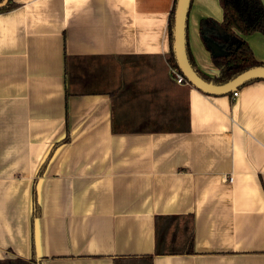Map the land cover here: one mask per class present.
Segmentation results:
<instances>
[{
  "label": "crops",
  "instance_id": "1",
  "mask_svg": "<svg viewBox=\"0 0 264 264\" xmlns=\"http://www.w3.org/2000/svg\"><path fill=\"white\" fill-rule=\"evenodd\" d=\"M174 1L0 13V261L264 264V80L236 98L174 83ZM222 17L191 0L187 49L207 78L200 22ZM244 39L264 64V36Z\"/></svg>",
  "mask_w": 264,
  "mask_h": 264
},
{
  "label": "trees",
  "instance_id": "2",
  "mask_svg": "<svg viewBox=\"0 0 264 264\" xmlns=\"http://www.w3.org/2000/svg\"><path fill=\"white\" fill-rule=\"evenodd\" d=\"M3 0H0V3ZM176 1V0H175ZM174 1V4H175ZM173 8L168 17V39L170 52L166 56V61L169 66L177 68L175 60L172 53V40H171V30H172V20H173ZM218 4L222 10V21L221 23H216L212 20H201L200 31L201 39L206 50L210 53L212 64L218 70V74L214 78L204 77L199 73L194 67V64L190 58L189 51L187 49V56L190 61L191 66L207 82H212L213 84L221 85L235 78L242 72L258 67L264 66L263 63L258 62L247 42L245 37L253 34H261L264 36V6L261 0H218ZM16 5L8 0V3L0 7V13L7 12L15 8ZM205 27H210V33L204 34L203 29ZM212 43L218 47L220 54H213L209 44ZM258 80H252L244 84L243 86ZM190 86V85H188ZM242 87V86H241ZM240 87V88H241ZM239 89V88H238ZM237 89V90H238ZM236 90V91H237ZM229 93L227 95H230ZM186 122L188 123V116H185ZM188 126L182 128L181 130H187ZM39 216V207L35 198V191L33 189L32 193V222ZM150 262L152 256L145 257ZM120 259V261H119ZM115 260V264H123L122 261H126L124 258H119ZM118 261V263H117ZM34 256L31 261L26 263L21 260H5L0 261V264H32L35 263Z\"/></svg>",
  "mask_w": 264,
  "mask_h": 264
},
{
  "label": "water",
  "instance_id": "3",
  "mask_svg": "<svg viewBox=\"0 0 264 264\" xmlns=\"http://www.w3.org/2000/svg\"><path fill=\"white\" fill-rule=\"evenodd\" d=\"M8 0H3L0 7L5 6ZM191 0H176L174 4L171 40L172 53L177 69L188 85L198 91L211 96L227 95L236 91L252 80H264V66L250 68L237 75L225 84L217 85L207 82L191 66L186 50V20ZM209 47L213 54H220L218 47L212 43Z\"/></svg>",
  "mask_w": 264,
  "mask_h": 264
},
{
  "label": "built area",
  "instance_id": "4",
  "mask_svg": "<svg viewBox=\"0 0 264 264\" xmlns=\"http://www.w3.org/2000/svg\"><path fill=\"white\" fill-rule=\"evenodd\" d=\"M168 74L171 80L177 85H188V83L186 82V80L184 79V77L181 75V73L179 72L177 68L169 66ZM237 95H238L237 91L232 92V98H236ZM226 179L229 183H232L233 181V178L230 176Z\"/></svg>",
  "mask_w": 264,
  "mask_h": 264
}]
</instances>
